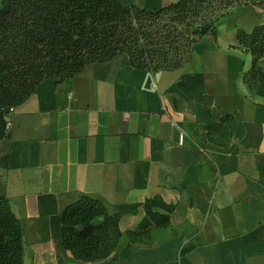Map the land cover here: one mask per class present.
Masks as SVG:
<instances>
[{"label":"crops","instance_id":"obj_1","mask_svg":"<svg viewBox=\"0 0 264 264\" xmlns=\"http://www.w3.org/2000/svg\"><path fill=\"white\" fill-rule=\"evenodd\" d=\"M128 1L154 11L179 0ZM262 24L264 5L232 10L178 70L151 75L120 56L39 83L0 144L22 264H264V99L241 81L251 57L235 39ZM79 196L121 213L106 260L81 262L61 246L60 213ZM154 198L173 208L166 228L143 211ZM127 232L148 234L133 244Z\"/></svg>","mask_w":264,"mask_h":264},{"label":"trees","instance_id":"obj_2","mask_svg":"<svg viewBox=\"0 0 264 264\" xmlns=\"http://www.w3.org/2000/svg\"><path fill=\"white\" fill-rule=\"evenodd\" d=\"M264 5V0H179L154 11L128 0H2L0 8V144L6 124L45 80L62 82L89 64L120 56L131 67L154 75L189 63L204 35H215L217 22L232 10ZM237 46L251 57L241 76L255 97L264 99V24L236 29ZM224 121L230 124V119ZM210 141L215 138L209 136ZM144 213L156 228H166L173 208L160 199L145 200ZM165 212V215L157 211ZM121 213L109 214L103 202L79 196L60 213L62 248L81 262L108 259L121 237ZM148 232H127L136 244ZM21 232L8 201L0 195V264H22Z\"/></svg>","mask_w":264,"mask_h":264},{"label":"built area","instance_id":"obj_3","mask_svg":"<svg viewBox=\"0 0 264 264\" xmlns=\"http://www.w3.org/2000/svg\"><path fill=\"white\" fill-rule=\"evenodd\" d=\"M8 127H9V120L7 121V124H6V130H8ZM182 142H183V135L180 134L179 137H178V145L182 146Z\"/></svg>","mask_w":264,"mask_h":264},{"label":"rangeland","instance_id":"obj_4","mask_svg":"<svg viewBox=\"0 0 264 264\" xmlns=\"http://www.w3.org/2000/svg\"><path fill=\"white\" fill-rule=\"evenodd\" d=\"M1 151H2V147H0V153H1Z\"/></svg>","mask_w":264,"mask_h":264}]
</instances>
